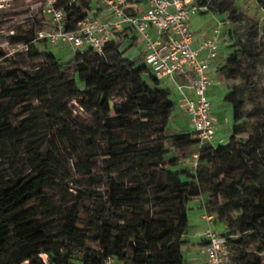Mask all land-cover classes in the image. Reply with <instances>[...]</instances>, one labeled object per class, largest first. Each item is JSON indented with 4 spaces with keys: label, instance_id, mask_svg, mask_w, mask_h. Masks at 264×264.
<instances>
[{
    "label": "trees",
    "instance_id": "trees-1",
    "mask_svg": "<svg viewBox=\"0 0 264 264\" xmlns=\"http://www.w3.org/2000/svg\"><path fill=\"white\" fill-rule=\"evenodd\" d=\"M193 1L207 8L201 14L228 15L244 23L241 46L218 69L224 79L236 78L240 85L228 88L223 97L232 108L233 128L227 142L217 147L191 150L198 144L192 132L168 133L175 108L169 90L160 88L162 81L149 74L142 56L125 57L135 35L125 48L121 45L128 36L117 33L101 53L76 52L66 62L44 51L47 72L13 83L0 72V165L10 155L23 153L26 158L25 170L15 177H2L0 169V264H103L108 256L123 264H184L187 204L203 193L212 198L207 207L216 211L217 221L225 227L220 235L226 238L228 264H264V155L247 150L249 140L237 138L254 115L256 127L264 128V106L255 83L258 68L264 65L259 51L264 34L252 26L238 0ZM258 3L264 8V0ZM89 5V0H78L66 6L63 29L75 30ZM9 40L30 46L28 54L36 55L28 36L14 34ZM0 59L9 61L4 54ZM239 88L250 109L243 105ZM115 95L123 103H114ZM72 100L99 122L97 132L106 146L108 190L93 239L102 245L100 252L87 249L81 207L66 216L58 252L42 222L41 206L57 176L58 147L94 151L91 129L71 125L67 104ZM14 106L21 107L17 118ZM194 155V174L177 169ZM234 166L236 173L231 172ZM122 216L134 223L121 226Z\"/></svg>",
    "mask_w": 264,
    "mask_h": 264
},
{
    "label": "rangeland",
    "instance_id": "rangeland-1",
    "mask_svg": "<svg viewBox=\"0 0 264 264\" xmlns=\"http://www.w3.org/2000/svg\"><path fill=\"white\" fill-rule=\"evenodd\" d=\"M237 6L242 12L251 20V24L255 27L259 34H264V8L258 3V0H238ZM15 13L10 16L11 20L5 24L0 21V54H4L9 60L4 62L0 59V72L8 83H13L19 78H30L36 72H47L48 65L44 51L53 53L57 58L66 62L70 60L77 52L76 49L68 45L48 46L44 47L42 41L38 38L40 30H51L52 24H47L45 17L39 14L37 7L31 6L28 3L17 2L14 6ZM92 9L87 10V14ZM196 18L200 19V24H205V27L212 28L214 24L220 22L222 25L221 37L219 42V67H223L226 62L228 54L238 49L241 46V38L244 33V23L234 22L228 15H218L213 13L195 14ZM225 17V19H223ZM14 34L26 35L33 39L32 46L36 48V55L30 56V46L23 43H11L9 32ZM194 33V32H193ZM130 34V35H129ZM127 42L130 41L132 33H129ZM264 39V37H262ZM5 42L11 45L9 48H2ZM128 45V44H127ZM126 45V46H127ZM123 42L121 47L125 48ZM227 46H234L228 48ZM142 49L140 43L133 44L128 47L125 52V57L132 60L138 56ZM259 51L264 54V46L259 45ZM32 52V51H31ZM264 57V55H262ZM216 75L218 76L219 84L218 91L215 92V86L210 90L208 100L211 103V112L213 122L221 132V135L226 143L232 134L233 119L231 105L223 100L226 93L229 92L230 87L239 86L240 81L236 78L224 79L218 69ZM211 71H215L213 68ZM9 72H14L9 75ZM255 83L259 89L262 106H264V65L258 68V73L255 78ZM160 88H166L170 92V99L175 103V108L172 112L167 131L169 134L178 135L181 133H191L186 118L177 103V90L171 80L165 79ZM119 90V89H117ZM239 91L244 95L242 98L243 105L250 109L251 105L248 97L242 88ZM64 102V101H63ZM113 102L121 104L123 100L118 97H113ZM36 104V102H34ZM68 118L71 125L77 129L90 128L91 139L94 144V151L87 153L81 148L72 150L69 147L59 146V152L54 159L57 165V176L54 180V185L46 191L47 202L41 206L43 211L42 222L50 237V242L54 251L63 246V227L65 226L66 216L75 207H81L82 216L87 221L85 231V238L87 240V249L94 252H100L102 245L93 239L99 233L100 219L104 213L107 195V172H106V146L102 141V136L97 132L99 122L89 112L83 110L78 106L75 100L67 104ZM21 107L14 106V118L20 116ZM254 115L249 120L242 130L237 135L239 140H249L247 150H255L257 154L264 155V128L256 127ZM257 130V131H256ZM150 144H156L155 140H149ZM203 146L197 144L191 150H200ZM197 167V155L191 158L184 159L177 169L189 170L192 174ZM26 168V158L23 153L16 156L10 155L8 159L0 165L1 176L7 179L19 175ZM237 166L232 167L231 172L236 173ZM129 182L126 183V185ZM212 199L207 193H203L200 197L192 199L187 204V222H193L198 219L199 209L204 210V216H212L210 220L211 228L218 234L225 231L222 223L217 221L216 211L211 207H207L209 200ZM123 222L121 226H128L134 221L122 216ZM203 221L207 222L204 218ZM207 224V223H206ZM61 255L64 251L59 252ZM187 257V254H184ZM264 256V254H262ZM42 258L47 261L46 257ZM185 264V263H184ZM187 264V263H186ZM195 264H207L204 260L197 261Z\"/></svg>",
    "mask_w": 264,
    "mask_h": 264
},
{
    "label": "built area",
    "instance_id": "built-area-1",
    "mask_svg": "<svg viewBox=\"0 0 264 264\" xmlns=\"http://www.w3.org/2000/svg\"><path fill=\"white\" fill-rule=\"evenodd\" d=\"M78 0H0V21L5 24L15 13L17 2L37 7L39 14L52 24L51 30H40L38 38L51 46L68 45L77 52L92 50L101 53L106 44L116 38L124 27L141 38L144 44V64L156 80H171L177 90L178 105L188 116L192 133L201 146L217 147L224 144L217 140V130L211 115V103L207 97L212 82L208 70L219 54L221 23L217 22L210 36L198 48L192 47L193 32L189 18L207 10L193 0H146L140 14L128 11L129 0H91L104 12L102 20L86 16L77 28L65 31L64 9ZM90 12L93 13L91 10ZM10 36L14 35L10 31ZM9 42L1 45L9 48ZM205 58H201V54ZM188 91L193 97L188 96ZM207 221L201 237L197 256L207 264H228L225 251L226 238L216 233ZM44 257V256H43ZM24 264H28L25 262ZM103 264H123L116 256H108Z\"/></svg>",
    "mask_w": 264,
    "mask_h": 264
},
{
    "label": "crops",
    "instance_id": "crops-1",
    "mask_svg": "<svg viewBox=\"0 0 264 264\" xmlns=\"http://www.w3.org/2000/svg\"><path fill=\"white\" fill-rule=\"evenodd\" d=\"M89 2H90L89 7L92 9L93 13L90 12L86 16L98 18V19L102 20V18L104 16V12L96 5V3L94 1L89 0ZM145 7H146V0H129L128 11L130 13L140 14L141 12H143L145 10ZM199 14H201V13H199ZM223 19H225V17H223ZM189 22H190V24H189L190 28H191L192 32H194L193 33L192 47L198 48L199 44L203 40L207 39L210 36L212 29L216 26V24H214L211 29L207 28V27H205V24H200V22H201L200 19L196 18L195 15L190 16ZM129 33H132V35H135L127 27H124V29L121 32H119L120 36H122V37L125 35L129 36L130 35ZM136 38H137V40H136L135 44L140 43V46H142V49H140L137 57L142 56V58H143L144 54H145L144 44H143L141 38H139L138 36H136ZM123 42L125 43V46L129 43V42H127V40L123 41ZM219 56L220 55L218 54L217 58L211 62L212 65L210 66V68L208 70V76H209L212 84L208 88L207 97L209 95L210 90L213 89L214 86H215L214 91L215 92L218 91L217 85L219 84V80H218V76L216 75V71H217V68L219 67V64H221L219 62ZM201 58H205L203 53L201 54ZM213 68L215 69L214 72L211 71ZM163 81H165V80H162V84H163ZM188 96L193 97L192 93L189 91H188ZM176 98H177V103H178L177 95H176ZM211 115H212V112H211ZM184 116H185L187 124L189 125V128L192 132V126L189 122V118L185 114H184ZM214 125H215V123H214ZM215 127H216V125H215ZM216 130H217V136H218L217 140H220V141L223 140L224 141V139L221 135V132L219 131V129L217 127H216ZM199 211H200V213L198 214V216H197L198 219L196 221L187 222L189 230H188V234L184 238L185 241L187 242V244L183 246V253L187 254V257L184 255L185 260H186L185 264L186 263L187 264H195L197 261H203L202 259H200L197 256V250L202 244L201 234H202V231L206 227L207 224L205 223V221H203V218L205 217L204 216V210L199 209Z\"/></svg>",
    "mask_w": 264,
    "mask_h": 264
}]
</instances>
